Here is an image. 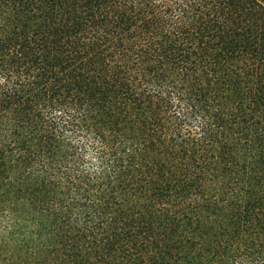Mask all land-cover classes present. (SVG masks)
Listing matches in <instances>:
<instances>
[{"label":"trees","instance_id":"16d2710c","mask_svg":"<svg viewBox=\"0 0 264 264\" xmlns=\"http://www.w3.org/2000/svg\"><path fill=\"white\" fill-rule=\"evenodd\" d=\"M0 264H264V0H0Z\"/></svg>","mask_w":264,"mask_h":264}]
</instances>
